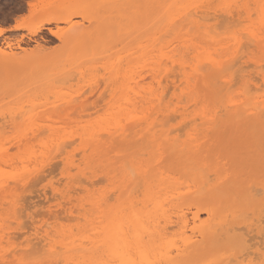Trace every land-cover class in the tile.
Returning <instances> with one entry per match:
<instances>
[{
  "label": "bare ground",
  "instance_id": "bare-ground-1",
  "mask_svg": "<svg viewBox=\"0 0 264 264\" xmlns=\"http://www.w3.org/2000/svg\"><path fill=\"white\" fill-rule=\"evenodd\" d=\"M215 1L216 0H171L169 5H167L161 12L156 13L153 11L155 0H115L108 11L98 15L88 14L85 5L81 4L73 10L67 11L66 14L45 18L38 25L30 28L29 35H36L41 29H44L45 27L48 28L47 26L52 23L56 25L59 22L64 23L65 27L61 29H58L57 25V34H59L61 41L72 43V54L70 53L69 55H73V53L76 55L71 67L65 72L66 79L69 81H82L86 78L89 80L90 88L93 90L92 92L96 100L100 101L105 96L114 99V111L109 114L111 121L104 126L91 124L79 127L74 132L62 135L58 129L50 126L38 125L37 127H34L36 125L31 124L29 127H24L25 129H29L31 133H25L22 128H16V122L18 119H30V112L28 109V106H30L29 103L35 100L36 96L40 97L38 95L41 93H37L38 95H36V92L31 93L27 87L18 88V85L13 81L8 82L6 87L3 86L0 88V99H3V95L6 93L10 103H16L17 106L21 105V108L19 109H7L6 111L0 112V117L5 121L0 125V129L4 126L6 128L7 125L5 124L9 123L11 126L9 128H16L18 130L13 143H15L17 150L21 152L20 157L11 156L8 153V150L12 151L15 148L13 147L14 149H12L9 143L7 145L9 148L5 146L8 150L5 149L2 144L3 139L1 138L2 134L0 132V210L2 211L4 209L2 208L4 204H8L9 208H12V218L15 219V222H17V225L19 226L18 229L13 230L18 231L24 226L25 229L28 228L26 226L30 223L26 221L28 218L26 219L24 217L23 221H25L26 224L24 225V222L22 221V226L20 223L22 219H19L17 213L23 208V212H21L22 215H20V217L23 218V215L25 214L24 208L27 205V207L30 208L33 206H29L28 202L30 201L27 200V202L22 198H28L35 193L33 191H35L36 188L32 191V187L35 183H33L31 188L28 187V185H31L30 183L40 180L41 178L42 180H45V177H47L48 174L50 176V173L54 172V166H51V168H53L50 171L49 165L56 163V161H53V163L52 160L57 157L61 158L63 168L60 165L61 163L59 164L58 162V166L55 165V172L58 169L57 167L60 166L62 168V172L60 173L66 176V178H64L65 181L66 179L68 180L67 185L70 184L73 189H63L64 191L59 192L52 188L54 191L53 195L58 193L56 195L59 196H57L58 198L56 199L52 195L55 201L57 200L58 202L54 206L52 203L50 207L47 206L49 207L48 210H46L49 218L53 217V223L56 219L58 221L61 219V214L66 215H64V218H68L69 216V218L73 219L74 217L72 218L71 216L78 211L83 213V218H87L85 217V213L91 212L96 214L98 216L97 219H99L97 225L89 229L91 235H88L89 233L87 232L83 233L85 225L83 228L84 230L79 229V235L73 233L67 234V232L63 230H54L53 234H51V231H48L47 226L46 229L42 230V227L44 226L42 224V227L40 226L41 231L35 226L34 235L36 237L32 234L31 240H33L34 237L37 240V243H30V241L26 240V246L27 248L31 246V248L28 249L29 253H42L45 258L43 264H226L228 259L232 260L226 255L228 254L226 252L227 249L231 250V248H240L241 246H244V250L248 248L246 244H250L251 242L249 241H252L255 235L253 237H251L252 235L248 236V238L251 237V239L249 240L247 238V240L243 234H239V230H241L242 226L240 228L234 226L236 225L234 224V220L238 215L236 209L238 206H232L227 213L223 212V208L225 205H231L240 199L246 204L248 200H250L251 192L255 189V186L257 191L264 192V181L262 183L256 181L252 183L251 181L252 177L261 170L260 165L263 166L264 169V140L263 143H261L262 141H257L258 139L254 141L251 137V139L249 138V147L242 146L231 149L227 155L219 158V163L216 162L214 156L213 159L207 161L203 160L199 163L198 160L202 158V156L199 155V152L201 151L199 145L195 144V146H187V144H178L179 142L177 143L176 138L177 134H175L176 136L174 135V138L169 137L170 131L176 129V133H179V131L185 129L184 126L188 127L185 124H188L186 120L190 116L194 117L192 119L193 122L198 118L200 126H206L208 129L213 128L216 126L215 123L220 120L217 119L219 118V113L222 112H224V115L228 114V116L231 114L234 119L241 117L242 121L246 124H251L253 129L257 128L264 131V101L256 107L259 103L258 101L261 100V98L258 100L259 97L254 98L257 101L254 99L252 101L249 100V96H246L247 94L245 93L243 101H239L241 100V98H239V102H235L232 99L227 98V95L226 101L223 102V100H219L218 102H215L216 105L214 104V106L218 107H214V109L211 108V104L210 108L207 104H205L206 106L202 105V103H206V99H203L206 94L204 95L202 92L207 93L208 91L211 98L217 99L221 98L220 95H222V92L229 89V86H227L225 81V74L226 72H232L234 74L241 70L240 64L242 63L243 55L240 56V54L243 45L245 47V42H247L246 39L244 44L240 43L236 36H233L228 42H225L224 38L221 39L215 32H212V24L208 25V20L218 21L220 17L226 15L228 23L229 18L232 20L237 16V20L235 19V21H238L239 25L241 24L239 28H243L234 31L233 33L237 34L238 32L239 34L240 31L244 32L246 37L248 39L250 37L251 42L254 44H250L254 47H251L250 45L247 47L246 45L247 50L252 51L256 48V52H253L258 53L257 51H260V53H263V55L262 53L261 55L264 56V0H251L257 13V22L252 23L251 29H249V22H252V13L249 8V0H243L242 5L235 3L234 5L230 4L231 6H227L228 4L225 3L226 0H222V2L226 4V7L219 10L213 6ZM28 5L30 6V4ZM250 6L252 5L250 4ZM75 17H79L83 22H87L89 24L87 28L82 30L81 24H78L73 20ZM108 18L114 19L112 25H107V23H105ZM222 19H219V23L221 24L222 21L226 23L225 18L223 17ZM219 23H215V26H219ZM225 23H222L221 26H223V24L225 25ZM242 23L246 24L242 26ZM229 24L228 27L231 29L236 26L233 24L232 26H229ZM220 28L224 29V26L217 27V29ZM3 33L4 29L0 28V36H2ZM168 34L173 35L174 38L180 39L178 44L173 46L171 41H169L168 44H163L161 40H164L163 38ZM240 34V37H242L243 33ZM242 39H244V36ZM249 48L253 49L250 50ZM20 49L23 50L21 47ZM200 50H202V52H200ZM209 50H213L215 53H212ZM217 50H220L221 52L224 51V53L222 55H213L216 54ZM190 51L194 56L190 55L193 58L191 61H187L185 56L188 57ZM156 53L158 54L157 56ZM246 53L248 55L249 52L247 51ZM260 53L257 57H259ZM0 58L6 61L5 65H7L8 68H14L23 63L22 58L16 56L13 52L12 45L5 39L0 43ZM247 65L249 66L250 64ZM255 66L256 64L254 67ZM247 67H245V70H247ZM259 67L260 66H258V68ZM255 68H257V66ZM255 68L251 67L253 70H255ZM260 69L262 70V68ZM2 71H8L6 66L2 67ZM253 73L254 71L252 74ZM50 74L46 71L36 76V89L43 85H49L50 90L48 87L47 91L48 97H51L54 100L62 99V94L55 86L57 77H55L56 75H52V77H54L50 78ZM246 74L242 73V76L244 75L247 77L248 75ZM235 76L236 74L234 77ZM179 77L185 79L186 85L181 92H184L183 94H185V97L187 98V104L191 103V106H197L201 103V108L194 111V113L189 111L188 108L191 107L190 105L187 107V104L181 106L180 104L182 101H180V99L178 100V104L174 107H170L168 104H163V100L165 101L166 98L169 99L167 96L169 89L172 87L175 91L179 88V84V86H176V81ZM254 79H256V77ZM220 80H223V84L221 83L223 85L222 88L221 86L217 87V82ZM261 80L264 83V76H262ZM164 81H166L170 87L166 86ZM227 81L229 82V79ZM155 82L157 83V86H160L162 82V86L165 85L162 88L160 87V92H156V89L154 88ZM232 83L234 85L235 82ZM261 86L264 87L262 84ZM235 87L236 86H233V88ZM254 88L255 86L253 87V85H251V90ZM256 89L257 88L254 90ZM262 89L263 88H260L258 90ZM165 90L167 92H165ZM254 90L253 92L255 93ZM164 96L166 97L164 98ZM222 96H224V94ZM229 97L231 96L229 95ZM181 99L183 100V98ZM139 109L148 112H145V115L144 113L139 115L137 114V110ZM51 114L52 111L48 110L36 114L34 117ZM137 115H142V117ZM178 117L180 118L179 122L181 128L180 126H177L178 129L175 127L173 130L168 129L169 132L168 130L163 131L165 125L172 121V119L175 120V118ZM29 122L30 120L28 121V124ZM74 122L75 121H73V123ZM204 128L205 127H203V129ZM193 130L195 131H193L194 134H192L197 136L198 131L196 129ZM225 130L226 129L223 131ZM212 131L215 130H211V132ZM227 131L226 133H228ZM254 131L255 130H252L251 132ZM45 132H49V134L53 136V139H51L49 143L40 144L41 150L38 151V153L37 150L34 153L30 152L32 148H28V144L31 141H35L39 136L44 135ZM188 132L191 133L192 131ZM204 133H207V130L206 132L204 131L203 134ZM208 133H210L209 130ZM208 133L205 134V136H209ZM259 133L257 132L254 134ZM183 134H181V136ZM190 136L193 138L192 135ZM195 136L194 140L197 137H200L198 135L195 138ZM75 137L78 138L79 146L83 153V160L77 162L79 163L83 161V167L74 164L76 161V159L74 160V157H78L76 154L78 155L79 152H81L80 149L75 155L65 151L66 148H69V146L75 142ZM234 139H237V136L232 137V140ZM194 140H189V142H193ZM197 140L198 139L195 141ZM195 141L193 143H198ZM199 142L201 141L199 140ZM106 146L110 148L115 146L111 149V152L115 151L117 155L121 154V173L119 172L121 175L117 187V192H119V194L118 196L116 195L117 198L114 196L115 200L111 197L113 191L111 194H108V197L100 196L99 198H91L89 196L86 198V196L83 198L79 195L81 191L82 193L85 191V188L82 187L81 184L86 183L83 181L84 179L91 180L94 177L88 176V174H95V171L93 170V167L95 168V166L92 167V164H94L92 163V160L99 154L100 149H104ZM119 147L124 148L119 150ZM10 148L12 150H10ZM149 149H152V154H154L150 159H146L145 161L137 160V155L146 156L145 153L149 154ZM32 158L36 163H39L37 164V167L34 166V171L28 172L27 169L29 168L30 170V167H28L26 163H28L29 160H32ZM107 158L106 161L109 159ZM16 159L19 160L16 161ZM95 160L98 163V160ZM109 160L111 162L113 159ZM57 161L60 160L57 159ZM161 161H168L169 164L166 165L167 167L162 168L161 170L159 169V172H156L155 169L158 167L155 168L153 163H160ZM117 162L120 163V161ZM185 163L193 166H191L189 170L186 169L188 170L186 173L180 172L181 167H183ZM257 163H259V165ZM18 164L21 166L17 169L19 170L18 172L16 170L17 175L13 179L10 176L8 177L7 173L10 174L11 171L13 172ZM256 164V167L259 166V170H256V167H254ZM13 165H15V169L13 168L14 170L8 168L10 171L2 174L4 166L12 167ZM47 166H49L48 169ZM226 166L232 167L231 170H224ZM110 167L114 168V166ZM72 168L76 169V173H71V170H73ZM47 170L50 171V173L47 172ZM58 170L60 171L61 169L59 168ZM111 171L113 170L111 169ZM44 172H47L48 174L46 175L45 173L46 176H44ZM110 173L111 172L109 171L107 175ZM171 173H176L172 175L178 174L179 178L176 180H181V182L178 184H172L173 180L169 182ZM57 174H59L58 171ZM57 174H54L52 177H55ZM248 174L249 181L246 179ZM4 175H6L9 180L12 179L11 182L6 181L7 178L4 180ZM61 175L59 177H61ZM212 176L213 179H211ZM80 177H82L81 179H84L81 180ZM99 178L100 182L104 181V179L101 180L103 177L100 176ZM174 178H177V176ZM111 179H115V177ZM42 180H40V182ZM46 180L48 179L46 178ZM60 180L63 179L60 178ZM92 182H89V185L92 184L91 186H94V181ZM100 182L98 181L95 184H100ZM57 183L54 182V184ZM103 183L105 184V182ZM37 184H35L36 187H38ZM183 185L188 188V191L185 193H182L185 188L182 191L179 190ZM43 186L46 187V185ZM49 186H52V184ZM49 186L47 185V187ZM47 187L46 189H48ZM27 190L31 192V195L29 194V196L25 194V196L23 195L22 197V194ZM49 191H46L47 195H44L48 197V194H50ZM259 191L256 192V194L259 193ZM38 192L40 193V191ZM139 192L142 194L141 200L138 199ZM39 193L33 195L39 197V195L43 194ZM261 194L259 193V195ZM74 195L77 196L74 197ZM37 196H35L36 202L41 203L43 199L38 202ZM109 196L111 199H109ZM31 198L32 197H30L29 200L33 199ZM107 198L113 200V202L115 201L116 204L109 205V200ZM49 199L50 198L48 197L47 201H49ZM54 199H50V201ZM21 200L26 205L22 204ZM179 201L180 203H178ZM43 203L45 202L43 201L42 204ZM23 205H25V207ZM140 205L142 206L141 208L139 207ZM166 205H170L168 208H173L172 210H175V224L179 226L180 230L178 239L176 241L173 240V242L162 237L164 231L171 229V227H175L174 225L171 227L168 226L174 223L175 220L173 221V217L171 216V219L170 216L167 215L169 209H165ZM52 206L60 209L61 212L59 210L58 212L60 213H58V209L52 211ZM191 206H194L192 212L190 211L192 208ZM39 208L40 207H37V210L34 211V218L39 214L37 218L41 219L45 210L41 211ZM185 208L191 213L192 226H189L190 223H187L188 219L184 213L187 212L186 210L184 211ZM28 209L26 208V210ZM3 211L7 212V214L1 212L3 215L5 214V216H8V213L11 212V210L6 211V209ZM263 211L264 210H262V212ZM36 212L39 213L36 214ZM201 214L207 216H205L206 219L204 221L200 220ZM262 214L258 213L259 216ZM153 215H162L161 218H165V226L163 228H159L158 224L156 227L150 226L149 220ZM244 215L242 214L241 217L244 218ZM45 218L46 219L44 220L46 221L48 217L46 216ZM64 218L62 216L63 221H65ZM243 218L241 219L244 221ZM250 218L248 217L246 219L250 221ZM73 220L67 219V222ZM237 220L235 222H237ZM34 221L30 224L32 225L36 222ZM263 221L264 220H261L262 223H259L260 226H264ZM248 222L243 223L248 224ZM46 223H48V221ZM49 223L51 224V222ZM252 224L251 226H253ZM10 225H12V222ZM10 225L8 224V227H5L6 229L3 228L4 226L2 227V222L0 225L1 264H25L21 254H18L14 248V244L17 246L18 244H21V242L24 243V241L17 242L18 238L20 239L25 231L21 233L22 235L16 231L13 232V226ZM30 226L28 229H30ZM244 228H247V226ZM244 228L242 227L243 233L247 232L246 229V231L243 230ZM31 229V231H33V227ZM253 229H250V231L253 232ZM259 229L261 228L257 227V233H259ZM263 230L262 227V233L264 232ZM187 231L190 233L188 232V234ZM28 232L29 231H26L25 234ZM18 234H20V237ZM166 234L169 235L170 233ZM27 235L28 237L30 236L29 233L26 234V237ZM245 235H247V233H245ZM16 236L17 242H14ZM256 238H258L259 242L262 241L261 238L259 239V236ZM257 243L258 242L252 244L256 245ZM38 245H41V247ZM21 246L24 245L21 244ZM250 246L249 251L250 248L255 250L256 247L262 249V247H260L261 244L259 243L256 247ZM10 247H13L14 249L9 251L8 249ZM260 249L259 251H262ZM241 251L242 253L245 252H243V249ZM246 251H248V249ZM257 254L259 253H254L253 255L256 256ZM208 255H212L213 260L207 262L205 259L208 258ZM248 255L250 256V254ZM253 255L250 257L252 258L251 261L254 258L256 260H259L260 258L261 261L259 264H264V253L260 254V257L258 255L253 258ZM231 256L235 257V255ZM247 257H244L242 260H245ZM238 258H240V256ZM199 261H206V263H199ZM244 262L246 263L247 261ZM32 263L36 264V262ZM238 263L240 264V262ZM255 264L258 263L256 262Z\"/></svg>",
  "mask_w": 264,
  "mask_h": 264
},
{
  "label": "rangeland",
  "instance_id": "rangeland-1",
  "mask_svg": "<svg viewBox=\"0 0 264 264\" xmlns=\"http://www.w3.org/2000/svg\"><path fill=\"white\" fill-rule=\"evenodd\" d=\"M114 1L115 0H0V28L4 29L3 35L0 36V43H2L4 41V39L7 40V42H9L12 45L13 52L16 54V56L19 57V58H22V60H23V63L21 65H19L17 67H14V68H8L7 65H5L6 61L3 60L2 58H0V88L3 87V86L6 87L8 82L13 81V82H15V84L18 85V88L27 87V89L30 90L31 93L36 92V95H38L37 93H41V94L38 95L40 97L36 96V99L33 100L31 103H29L30 106H28V109H29V112H30V119H28V120H24V119L20 120V119H18V121L16 122V124H17L16 128L20 127V128H22L24 130L25 133H31L29 129H27V128L25 129L24 127H29V125H31V124L36 125L34 127H37L38 125H44V126H50L52 128L58 129L59 132H61V134L63 135V134L69 133V132H74L79 127L88 126V125H91V124L92 125H102V126H104V125H106V123H109L111 121L109 114H111L114 111V108H113L114 99H112L109 96H105L100 101L96 100V98L94 97L93 92H92L93 90L90 88L89 80L86 79V78L83 79L82 81H80V80L69 81V80L66 79V73L65 72H66L67 69L69 70V68L71 67L72 62L74 61L76 55H75V53H73V55H69L70 53L72 54V50H71L72 43H69V42H66V41H61V39L59 38V34H57L58 29H61V28L65 27V24L61 23V22L57 23L58 29H56L57 25L52 23L51 25L47 26L49 29L45 27L44 29H41L38 32V34H36V35H29V30H30L31 27H34L35 25H38L45 18L66 14L67 11L73 10L74 8H76L77 6H80L81 4L85 5V7L87 8V13L88 14H90V15L101 14L103 12L108 11V9L113 5ZM170 1L171 0H161V1L160 0H155L153 11L156 12V13L161 12L167 5H169ZM225 3L228 4L227 6L234 5L235 3H237L239 5H242L243 4V0H226ZM225 3L222 2V0H216L215 4L213 6H215V8L219 10V9H222V8L226 7ZM252 3L253 2L251 0H249V8L251 9V13H252V15H251L252 22H249V29L252 28V23H256L257 22V13H256ZM28 4H30V6ZM250 4L252 6H250ZM223 17L225 18V21L227 23L228 19H227L226 15H223L219 19H222ZM234 18L237 20V16H235ZM219 19H218V21L217 20L216 21L215 20H208L207 24L208 25L212 24V26H211L212 32L213 33L215 32L221 39L224 38L225 42H228L230 40V38H232L233 36L234 37L236 36V38L240 41V43H243V44H244V41L247 39L246 40L247 42H245L247 47H249L250 44H253L251 42L250 37L248 39L244 32H241V31L239 32V34L243 33L244 39H242L243 36L240 37L241 34L239 35L238 32H237V34L233 33L234 31H238L239 29L243 28V27L239 28V26L241 24L239 25L238 21H235V19H232V20H234V21H232L229 18V21H228V23L226 25V23L222 21L224 19H222L221 20L222 23H225V25L223 24L224 29H222V28L217 29V27H223V26H221L222 23L221 24L219 23L220 22ZM73 20L75 22H77L78 24H81L82 30L87 28V26L89 25L87 22H83L79 17H75V18H73ZM217 22L220 24L219 26L218 25L215 26V23H217ZM105 23H107V25H112L114 23V19L113 18H108V19H106ZM228 24H229V26H232V24L236 25V26H234V28L231 29L230 27H228ZM245 24L246 23H242V26L245 25ZM163 39L164 40H161V42H163V44H168L169 41H171V43H173V46L178 44V42L180 40L178 38H174V36L171 35V34L166 35ZM170 39H172V40H170ZM246 45H245V47L243 45L244 48L242 47V51H241V54H240V56L243 55L242 56L243 57L242 58V63L240 64L241 65V70L240 71H244L245 73L244 72H240V71H237L234 74L232 72H229V73L226 72L225 81L227 83V86H229V89L227 91L222 92V95L224 94V96L220 95L221 98H217V99L211 98V95H210V93L208 91H207V93L206 92H202V94H204V95L206 94V96L203 97V99H206L205 100L206 103L205 102L202 103L203 106L205 104H207V106L209 105V108H210V104H211V108L214 109L215 102H218L219 100H223V102H224V101L227 100V98H230V99H232L235 102L243 101V98L245 97V95H244L245 93L247 94L246 96H249V100H252V101H253L254 98H258L259 97L258 100H260V98H261V100L258 101L259 103L256 105V107L261 102L264 101V96H263L264 95V93H263L264 92V87L261 86V84L264 86V83L261 80L262 76H264V68H263L264 67V65H263L264 56H262L263 55L262 52H261L262 53V55H261L260 51H257L258 53H254V52H256L255 50H257L256 48H255V50H252V51L247 50ZM250 46L254 47L252 45H250ZM20 47L23 48V50H21ZM249 49L251 50L253 48H249ZM209 51L212 52V53H215L213 50H209ZM247 51L249 52L248 55L246 53ZM200 52H202V50H200ZM231 52H232V50H231ZM223 53H224V51L221 52L220 50H217L216 54H213V55H217V54L218 55H222ZM259 53H260V55H259V57H257V55ZM157 55L158 54L156 53V56ZM188 55H187L188 57L185 56V59L187 61H191V59L193 58L192 56H194V54L190 51ZM190 55H192V56H190ZM253 61H254V63H253ZM245 62L247 64H250L249 65L250 69H249V66ZM255 64H256L257 68H255L256 66L254 67ZM257 64H259V65H257ZM68 65H70V66H68ZM243 65L245 67L248 66L247 70H245L246 68ZM3 66H6L8 71H2V67ZM258 66H260V67L258 68ZM251 67L255 68V70L251 69ZM260 68H262V70ZM45 70L49 74L51 73L49 75L50 78L52 77V75H56L55 77H57V81H55V83H56L55 86L57 87V90L60 91V93L62 94V96H63L62 99L54 100L51 97H48L47 91H48V87H49V90H50V86L49 85H43L42 87H39V88L36 89V86H35V84H37L36 76L38 74L42 73V72H46ZM250 70H252V71H250ZM253 71H254V73L252 74ZM242 73L243 74L247 73L246 75H248V76L247 77H245L244 75L242 76ZM235 74H236V76L234 77ZM252 75H253V77L255 76L256 79H254L255 77L253 78ZM227 77L229 79V82L227 81L228 80ZM249 77H251L254 81L255 80L256 81L254 82ZM50 78H48V79H50ZM237 79H238V81H239V83L241 85L238 83ZM258 79H260V80H258ZM234 80H236V81H234ZM180 82H182V83H180ZM232 82H235L234 85H233ZM260 82H261V84H260ZM164 83H166V81H164ZM221 83L223 84V80L222 81L220 80V81L217 82V87L221 86V88H222L223 85ZM250 83H251V85H253V87L255 86V88H257L256 90H254L255 88L253 89L255 91V93L253 92V90H251ZM162 84H163V82H162ZM162 84L160 86L159 85L157 86V83L155 82L154 88L156 89V92H158V91L160 92L161 91L160 87L162 88L165 85L169 86V84H167V83L164 86H162ZM185 85H186L185 84V79L182 78V77H179L177 79V81H176V86H179L178 89H176L174 91V89L171 87V89H169V93H168L167 92L168 91L167 88H169L170 86L167 87L166 88L167 91L165 90V92H167L168 95L167 94L166 95L168 96L169 99L166 98L165 101L163 100V104H168V105H170V107H174L176 104H178V100L179 99H180V101H182V103L180 104L181 106L187 104V98L185 97V94H183L184 92L183 91L181 92V90L185 87ZM232 85L236 86L237 88L236 87L233 88ZM238 85H240V86H238ZM248 85H249V87H248ZM46 86H47V88H46ZM260 88H263V89L262 90H258ZM240 89H241V91H240ZM249 89H250V91H249ZM201 91H202V89H201ZM236 91H238V92H236ZM240 94H242V95H240ZM261 94H263V95H261ZM229 95L231 97H229ZM259 95H261V96H259ZM3 96H4V98L0 99V112L1 111H6L7 109L11 110V109H19V108H21V105L17 106L16 103H14V104L10 103L6 93ZM226 96H227V98H226ZM165 97L166 96H164V98ZM250 97H251V99H250ZM31 98H33V97H31ZM181 98H183V100ZM239 98H241V100L238 101ZM254 100L257 101L256 99H254ZM173 103H175V104H173ZM190 104L191 103H188L186 105V107L189 106ZM216 107H218V106H216ZM200 108H201V103L198 104L197 106L192 105L188 109H189V111H192L194 113V111L199 110ZM48 110L52 111V114H51L52 116L51 115H46V116H44V115L42 116L41 115L39 117H37V116L34 117L36 114H39L41 112L48 111ZM32 111H33V113H32ZM145 112L146 111L142 110V109L137 110V114H139V115L143 114V113L145 115ZM55 115L57 116V118H56ZM139 115H137V116H139ZM139 117H142V115L139 116ZM193 118L194 117L190 116L186 120V122L188 124H185V125H187L188 127L184 126L185 129L183 131H179V133L178 132L176 133V129H175V127L178 129V127L181 125L180 122H179V120H180L179 117L175 118V120L172 119L173 122L170 121L167 125H165L164 128H163V131H167L168 129L169 130L170 129L171 130L175 129V130H173L174 132L170 131L171 134H170L169 130H168V132H169V137L170 138H174V135L177 134L176 138H177V143L179 142L178 144H185V145L187 144V146L188 145L195 146V144L199 145L200 146V150H201L199 152V155L202 156V158H200L198 160L199 163H200V161H203V160L207 161V160L213 159V156H214V158H216L215 159L216 162L219 163V158L221 156L227 155L228 152L231 149L242 147V146L249 147V138L251 139V137L253 138L254 141L258 139L257 141H262L261 143H263V140H264L263 132L264 131H262L261 129H257V128L253 129L251 124L244 123L242 121L241 117L238 118V119H236V118L234 119L231 114L228 116V114L224 115V112L219 113V118L217 120L220 119L221 122H220V120L217 121V123H215L216 126L213 125L214 127L210 128V129L206 128V126H200L199 125L200 121H199V119L197 117H196L197 120L195 122H193L192 121ZM29 120H30V122L28 124ZM226 120H228V121H226ZM73 121H75V122L73 123ZM4 122H5L4 119H2L0 117V125H2V123H4ZM54 122H56V123H54ZM64 123H66V124H64ZM5 125H7L6 128L4 126L3 128L1 127V129H0V132L2 134L1 138L3 139L2 140V144L5 147V146H7L10 143L9 145L12 147V149H14V148L15 149L12 150L10 148V150H12V151H9L8 150V148H9L8 146H7L8 148L5 147V149L8 150V153L11 156L20 157L21 156V152H19L17 150L15 143H13L15 141L14 137H15L16 132L18 130L16 128H9V127H11L9 125V123H7ZM195 126H197V127H195ZM203 127H205V128L203 129ZM180 128H181V126H180ZM193 129H196L198 131V135L200 137H197L198 135L197 136L193 135L194 134L193 131H195ZM224 129H226V130L223 131ZM206 130H207V133H208V130H209V132H210V133H208L209 136L208 135L205 136V134H207V133L203 134V132L204 131L206 132ZM211 130H215V131H212L213 132L212 133ZM252 130H255V131L251 132ZM188 131H190V132L192 131V132L189 133ZM226 131L228 133H226ZM181 132H183L184 134L181 133ZM257 132L258 133L261 132V133L254 134V133H257ZM178 134H180V135H178ZM181 134H183V135L181 136ZM190 135H192L193 138ZM194 136H195V138L197 137L196 138V139H198L197 141H195L196 139L194 140ZM234 136H237V139L232 140V137H234ZM201 137H203V138H201ZM199 138H201V139H199ZM259 138H260V140H259ZM51 139H53V136L50 135L49 132H45L44 135L39 136L35 141H33V142L31 141L28 144V148H32V150H30V152L34 153L37 150V153H38V151L41 150L40 144L49 143L51 141ZM189 140L190 141L194 140L195 142H198V143H193L194 141L193 142H189ZM199 140L201 142H199ZM228 140H231V141H228ZM39 141H40V143H39ZM74 141L75 142L71 146H69V148H66L65 151L66 152H70L71 154L75 155L76 153L79 152V149L81 151V148L79 146L78 138L75 137ZM115 146H117V145H115ZM107 147L108 146L104 147V149H100L99 154L94 157L95 159L98 160V163L96 162V160L94 158L92 160L93 162L91 161L92 163H94V164H92V167L95 166V168L93 167V170L95 171V174L94 175L93 174L92 175L88 174V176L89 177L90 176H94V177L91 180H86L84 178H83L84 179L83 180V179H81L82 177H80V179L85 181L86 183L85 182L84 183L87 185L86 186L83 183L81 184L82 187L85 188V191L83 193L81 191V193L79 195L81 197H83V198L86 197V196H87L86 198H88L89 196L91 198H99L100 196L108 197V194H111V192L113 191L111 197L113 198V200H115V197L117 198V196L119 194V192H117V187L119 185L118 183H119V179H120V175H121L120 174L121 173V170H120V164H121L120 155L121 154L117 155L115 151H114L115 153L111 152V149H113L114 147H112V148H110V147L107 148ZM123 148L124 147H119L118 149L122 150ZM148 152H149L150 156L147 153H145L146 156L145 155L144 156H142V155L138 156L137 155V157H138L137 160L145 161L146 159L147 160L150 159L152 157V155H154V154H152L153 153L152 149H149ZM76 156H78V157H74V160L76 159L74 164L75 165H80V167H83V164H82L83 161L79 162V163L77 162V161L83 160L82 151L79 152L78 155L76 154ZM107 157L109 159H113V160L110 162V160ZM77 158H79V159H77ZM99 158H101V159H99ZM106 158L109 161L108 160L106 161ZM57 159L60 160V161H57ZM17 160H19V159H16V161ZM53 161L54 162L56 161V163H54ZM117 161H120V163L117 162ZM52 162L54 164L49 165L50 166V171L53 168V167L51 168V166L53 165L54 166V170H53L54 172L53 173L57 174V171H58L59 174L55 175V177H52L54 174L50 173V171L47 170V172L50 173V176H49V174L47 172H44V174H43L44 176H46L48 174V176L45 177V180H42V178H41L40 179V180H42L41 182H40V180H37L35 182L30 183L31 185H28V187L31 188L33 183L37 184V182H38V184H37L38 187H36L35 184H34L33 187H32V191H33V189L36 188L37 192H36V189L33 192L39 193L38 191H40L39 194L43 193V194L39 195V197L37 195H35V196L38 197L37 198L38 202H40L43 199V201L45 203L42 204L43 201H41V203H37L36 202V198L33 195L35 193H33L31 195V192H30L31 189H30V191L27 190L24 194H22V197H23V195L25 196V194L26 195H29V194L31 195V196L30 195L29 196L33 198V199L31 198L32 200H29L30 197H28V196H27L28 198L23 197L22 199H24L25 201H27V200L30 201V202H28V201L27 202L29 203V206H31V207L33 206V207L32 208L27 207L28 205L25 207L26 204L24 202H22V200H21L22 204H25V205H23L25 207L24 208L25 209L24 210L25 214L23 215V218L20 217V215H22L21 212H23V210H22L23 208H22L21 209L22 211L21 210L18 211L17 215H18L19 219H22L21 221L19 220L21 225H22V221L24 220V217L26 219L28 218V220H26V219L25 220L27 222H30V223L35 220L36 222L34 221L35 223H33L32 225L30 223H28L26 225L28 228L31 225L33 227V231H31L32 230L31 226H30V229L26 228L28 230L25 229V226L23 228L21 227V229H19L18 231L13 230V229H18L19 226L17 225V222H15V219L12 218L13 217L12 208H9L8 204H4L2 206V208L6 209V211L7 210L8 211L11 210V212L8 213V216L7 215L5 216V214H7V212L3 211L4 209L2 211L0 210L1 212L5 213L3 215V213L0 212V220H1L0 221V225H1V222H2V227L4 226L3 228L8 227V224L10 225V223L12 222V225H10V226H13L12 227L13 232L16 231V232L21 234L24 231L25 232L29 231L28 233H29L30 236L28 237V235H27L28 238L26 237V234H28V233L25 234V232H24L23 235L21 234L22 235L21 238L20 239L18 238V242H17V236L19 235V237H20V234H18L16 236V240L14 241V242H17V243H19L21 241H24L25 244L21 242V244L24 245V246H21V244H18L17 246L14 244L15 247L13 246L15 248V251L18 254H21L25 264H27L28 262L30 264H33L32 262H36V264L37 263L38 264H43L45 262V258L42 255V253H40V254H38V253L37 254L36 253H29L28 249L31 248V246L30 247L28 246L29 248H27V246H26L27 245V241L26 240L30 241V243H34V242L37 243L36 242L37 240L34 237H33V240H31L32 239V234L34 235L35 226L38 227L40 229V231H41V227H42V224H43L45 227L43 226L42 230L46 229V226H47L48 227V231H51V234H53L54 230H63L65 232H67V234L68 233H73V234L79 235L80 234V230L79 229H82V230L85 229L83 231V233L87 232V233H89L88 235H91V233L89 232V229L91 227L96 226L97 222L99 221V219H97L98 216L96 214H93L91 212H87V213H85V217H87V218H83L82 217L83 213L76 211V213H73V215L71 216L72 218L74 217L73 219H75V220L69 218V216H68V218L65 217L66 218L65 219L64 218L65 214L64 215L61 214V216L59 215L60 218H61V219L59 218L60 219L59 221L56 218H54L56 220L54 221V223L52 222L53 221V217L49 218V215H47L48 212L46 210H48V208L52 204L54 206L58 202L57 200L55 201L54 198L57 199L58 198L57 196H59V195H56L58 193H55V195H53L54 191L52 190V188L58 190L59 192L60 191H64V190H68V189H70V190L73 189V188H71L70 184L67 185L68 184V180L66 179V181H65L66 176H64L62 173H60V172H62V168H63L62 167V163H61V158L57 157V158L53 159ZM58 162H59V164L61 163L60 165H61L62 168L60 166L57 167L58 166L57 165ZM174 162H175V160H174ZM38 163H36L33 158H32V160H29L28 163H26L27 166L30 167V170H29V168L27 169L28 172L34 171L35 170L34 166L37 167ZM116 164H117V167H116ZM153 164H154L155 168L158 167L157 169H155L156 172H159V169L161 170L162 168L167 167L166 165L169 164V162L168 161H161L160 163L156 162V163H153ZM257 164L259 165V163H257ZM257 164L254 165V167H256ZM55 165H57L56 167L58 169L60 168L61 170L59 171L57 169L56 172H55V169H56ZM101 165H103V166H101ZM108 165L114 166V168L110 167ZM1 166H2V164H1ZM20 166L21 165L18 164V166H16V169H15V165H13L12 167L4 166V168L7 169V170H5L3 168L2 174H5L6 172H9L10 170H14V169L15 170L13 172H16V170L19 169ZM49 166H47V169L49 168ZM191 166H193V165H189V164L185 163V165L183 167H181V171L180 172L186 173ZM231 168L232 167L226 166L224 168V170H228L229 171V170H231ZM260 168H261V170L258 173H256L255 176L252 177V180H251L252 183H254L255 181L258 182V183H262L264 181V169H263V166L260 165ZM72 169L73 170H71V173L72 174L76 173V169H74V168H72ZM111 169L113 171H111ZM186 169H188V170H186ZM256 170H259V166L256 167ZM18 171L19 170H17V172ZM97 171H98V173H97ZM109 171L111 173L109 175H107ZM13 172L11 171V173H10L12 175L7 173V176L8 177L10 176L13 179L17 175V172L16 173H13ZM45 173H46V175H45ZM172 174H176V173H171L170 174L171 177H170L169 182H171L173 180L172 184L180 183L181 180L180 181L176 180V179L179 178V175L178 174L177 175H172ZM60 175H61V177H59ZM4 176H3L4 180H5V178H7L6 181H10L11 182L12 179L9 180V178L6 177V175H4ZM100 176L103 177L101 180L104 179L103 182H105V184L103 182H100V178H99ZM176 176H177V178H174ZM41 177H42V175H41ZM113 177H115V179H111ZM46 178L48 180H46ZM60 178L63 179V180H60ZM172 178H174V179H172ZM243 178H245V177H243ZM211 179H213V176L211 177ZM246 179L249 181V174L247 175ZM97 180L100 182V184L99 183L95 184L96 182H98ZM83 181H81V182H83ZM92 181H94V186H91L92 184L89 185V182L91 183ZM54 182H56V183L58 182V183L54 184ZM50 184H52V186H49ZM43 185H46V187L48 185L49 186V187H47L48 189H46V187L43 186ZM61 185H63V186H61ZM43 187H45V188H43ZM62 187H64V188H62ZM77 187H74V188H77ZM184 188H185V190L182 191ZM179 190H181L182 193H185L186 191H188V188H186L185 185H183V186L180 187ZM46 191H49L50 194L52 193L51 195L48 194V197L50 199H54V200L50 201V199H49V201H47L48 197L46 196L47 195ZM258 191H257V188L255 186V189H253V191L251 192V198H250V200H248V202L246 204H244V202H242V200L240 199V200H237L236 203H233L231 205H229V204L225 205L224 208H223V212L227 213L232 206H238L236 208L238 215H237V218L234 220V224H236L234 226L236 228H240L241 226L244 228V227L247 226V228L243 229L244 231L247 230V232L243 233L242 227H241V230H239V232H240L239 234H243L246 237V239L248 238V236L252 235L251 237H253L255 235L254 238L252 239V241H249V242H251L250 244L247 241L248 244H246V245L248 247L247 248L248 251H246L247 249L244 250V246H241L242 249H243V252L245 251L244 253H242V251H241L242 249H241L240 246H239L240 248H231V250L227 249L226 252L228 254H226V255H227L228 258H231L232 260L228 259L226 261V264H228L229 262L231 264H239L238 262H240V264L241 263L244 264L245 263L244 261H247L245 264H248V263L249 264L250 263L251 264H255L256 262L259 264L260 261H261L260 258H259V260L257 259L258 261L254 258V257L258 256V255L260 257V254L264 253V248H263L264 247V240H263L264 239V236H263L264 232L263 233L261 232L262 227L264 229V226L263 225L260 226V224L262 223L261 220H264V218H263L264 216H262V215H264V214H262V213H264V211L262 212V210H264V204H263L264 203V192L262 193L261 191H259L260 194L262 193L261 195H259V193L256 194V192H258ZM44 194H46V195H44ZM138 194H139V196H138ZM138 194H137L138 199L141 200L142 199L141 192H139ZM52 195L54 196V198H53ZM44 196H46V197H44ZM76 196L77 195H74V197H76ZM111 197L109 199H111ZM113 200H109L108 204L109 205L114 204V203L116 204V202L115 201L113 202ZM46 201H47V203H46ZM33 203H34V205H33ZM178 203H180V201ZM43 206H46V207H43ZM47 206H49V207H47ZM53 206L51 207L52 211L58 209V208H54ZM168 206H170V205H166V207H165V209L166 208H167V210L169 209L168 212H167V215L170 216L171 219L173 217V221L175 220L174 223H172V224H170L168 226L171 227V226L174 225L175 227H173V228L171 227V229L164 231L162 237H164L168 241H172L173 242V240L176 241L178 239V237H179L178 235H179V231L180 230H179V226L177 224H175V222H176V219L174 218L175 217V210H172L173 208L172 209L168 208ZM37 207H40L39 209L41 211H44V210L46 211V212L45 211L43 212V214L41 216V219L37 218L39 216V214H38L39 212L38 213L36 212V214H38V216L36 215L37 217L35 216L36 218L33 217V215H34L33 213H35L34 211L37 210ZM139 207L141 208L142 206L140 205ZM193 207L190 209L191 212L193 211L192 210ZM26 208L27 209L29 208L28 210H31V211L26 210ZM59 210L60 209H58L57 212ZM185 210H186V208L184 209V211ZM186 211L187 212H184V213L186 214L187 219H188L187 223L188 224L190 223L189 226H192V221H191V217L192 216L190 215L191 213L188 210H186ZM60 212H61V210H60ZM60 212H58V213H60ZM258 213H260L262 215L259 216ZM44 214L51 221L48 220V219L45 221L44 219H46L45 218L46 216ZM242 214L243 215L246 214V215H244V218L241 217ZM43 216H45V217H43ZM62 216H63L65 221H63ZM161 216L160 215H157V216L153 215V217L149 220L150 226H153V227L155 226L156 227V225L158 224L159 228H163L165 226V222H164L165 218H161ZM205 216L206 215L201 214L200 215V220L204 221L206 219V217H207V216L206 217ZM250 216H251V218H250ZM261 216H262V219H261ZM248 217L250 218V221L248 219H246ZM241 218H243L244 221ZM67 219L68 220L70 219V220H73V221L67 222ZM252 219L255 221V226L256 227L254 226V221ZM159 220L160 221L162 220V221L160 222ZM236 220H237V222H235ZM13 221H14V224H13ZM47 221H48V223L51 222V224L50 223L49 224L46 223ZM23 222H24L23 224L25 225L26 224L25 221H23ZM43 222H45V223H43ZM243 222H248V224L247 223H243ZM3 223H5V224H3ZM159 223H161V224H159ZM244 224L245 225L247 224V225L245 226ZM251 224L253 226H251ZM84 225H85V228H84ZM257 227L261 228V229H259L260 230L259 233H257ZM73 228H74V230H73ZM250 229H253L254 231L251 232ZM249 231H250L251 234L249 233ZM165 232L168 233V234L170 233V234L167 235ZM188 232L189 231H187V233ZM254 232H255V234H254ZM245 233H247V235H245ZM15 235H16V233H15ZM166 235H167V237H166ZM256 235L259 236V239L261 238V240L263 241V242L261 241L262 243L259 242L258 238H256L257 237ZM261 236H263V237H261ZM251 237L248 238V239L250 240ZM256 242L261 244L260 247H262V249H260L259 247H256V245H258V243L256 245L252 244V243H256ZM29 245H32V244H29ZM250 245L256 247L255 250L250 248V251H249V246ZM38 246L41 247V245H38ZM252 246H250V247H252ZM13 247H10L8 250L11 251V249H14ZM238 249H240V250H238ZM259 249L262 250V251H259ZM238 251L239 252L241 251L240 254H239ZM254 253H259V254L254 256L253 255ZM244 254H245V256H244ZM248 254H250V256ZM231 255H235V257L231 256ZM252 255H253V258L255 260L253 259L251 261L252 258H250V257ZM239 256H240L242 262L240 261V258H238ZM243 256L247 257V258L245 260H242L244 258ZM1 257H2V253L0 251V264H1ZM211 257H212V259H211ZM208 258H207L208 260L205 259L207 262L210 261V260H213V256L212 255H208ZM41 259H42V261H41ZM234 260H236V261H234ZM206 261L205 262L204 261L203 262L199 261V263H206Z\"/></svg>",
  "mask_w": 264,
  "mask_h": 264
}]
</instances>
